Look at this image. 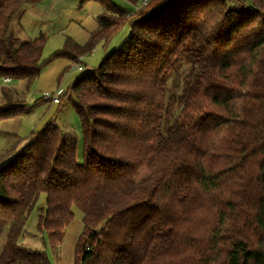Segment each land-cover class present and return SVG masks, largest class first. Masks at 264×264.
<instances>
[{"label":"trees","instance_id":"obj_1","mask_svg":"<svg viewBox=\"0 0 264 264\" xmlns=\"http://www.w3.org/2000/svg\"><path fill=\"white\" fill-rule=\"evenodd\" d=\"M94 1L97 29L54 57L77 62L127 21L130 34L62 95L81 164L53 120L1 155L0 264H50L19 245L41 194L53 247L72 207L83 214L75 264H264V0ZM24 2L0 0V79L29 88L44 38L14 34Z\"/></svg>","mask_w":264,"mask_h":264},{"label":"rangeland","instance_id":"obj_2","mask_svg":"<svg viewBox=\"0 0 264 264\" xmlns=\"http://www.w3.org/2000/svg\"><path fill=\"white\" fill-rule=\"evenodd\" d=\"M112 1L132 12L140 5L126 0ZM24 8L25 14L19 23L16 20L13 22L12 29L20 42L33 41L39 36L44 38L42 68L39 77L29 88L22 81L5 83L4 79H0V108L9 101L8 112L14 115L0 121V158L7 148L16 147L20 150L29 143L32 133L53 120L55 125L73 137L76 162L81 164L83 136L80 119L62 95L68 92L78 75L96 69L110 51L122 45L130 34V23H123L106 44L99 43L77 62H72L54 55L63 49L66 38L84 46L89 34L98 27L102 7L94 0H85L83 3L80 0H25ZM78 65L81 70H77ZM43 93H57L61 97L60 104L43 100ZM145 174L146 171H142L139 178ZM40 207H45L44 194L40 195L36 207L28 216L19 245L45 252L50 264H75V256L78 258L77 244L84 230L82 212L72 207L73 218L64 229L60 243L53 247L47 234L37 229Z\"/></svg>","mask_w":264,"mask_h":264},{"label":"built area","instance_id":"obj_3","mask_svg":"<svg viewBox=\"0 0 264 264\" xmlns=\"http://www.w3.org/2000/svg\"><path fill=\"white\" fill-rule=\"evenodd\" d=\"M77 70H81L80 65L77 66ZM42 99L45 101H48L52 104H58L59 103V95L57 93H54V94L43 93Z\"/></svg>","mask_w":264,"mask_h":264},{"label":"crops","instance_id":"obj_4","mask_svg":"<svg viewBox=\"0 0 264 264\" xmlns=\"http://www.w3.org/2000/svg\"><path fill=\"white\" fill-rule=\"evenodd\" d=\"M4 82H5V83H8V82H11V81H9V80H4Z\"/></svg>","mask_w":264,"mask_h":264}]
</instances>
